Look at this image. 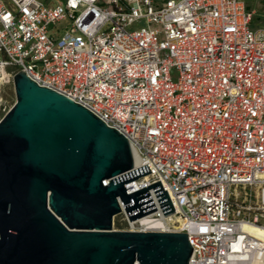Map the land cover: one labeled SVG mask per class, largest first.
Returning <instances> with one entry per match:
<instances>
[{
    "label": "built area",
    "instance_id": "built-area-1",
    "mask_svg": "<svg viewBox=\"0 0 264 264\" xmlns=\"http://www.w3.org/2000/svg\"><path fill=\"white\" fill-rule=\"evenodd\" d=\"M255 18L248 0H0V68L24 71L128 140L134 167L105 186L147 165L127 193L159 181L167 190L174 213L150 188L157 210L133 221L118 197L113 230L188 234L189 264H264Z\"/></svg>",
    "mask_w": 264,
    "mask_h": 264
},
{
    "label": "water",
    "instance_id": "water-1",
    "mask_svg": "<svg viewBox=\"0 0 264 264\" xmlns=\"http://www.w3.org/2000/svg\"><path fill=\"white\" fill-rule=\"evenodd\" d=\"M16 103L0 121V264H189L185 233L113 230L122 200L130 221L174 207L161 182L131 194L128 140L72 99L13 78Z\"/></svg>",
    "mask_w": 264,
    "mask_h": 264
},
{
    "label": "rangeland",
    "instance_id": "rangeland-1",
    "mask_svg": "<svg viewBox=\"0 0 264 264\" xmlns=\"http://www.w3.org/2000/svg\"><path fill=\"white\" fill-rule=\"evenodd\" d=\"M249 6L256 11L255 22L264 20V0H248ZM255 22L253 26H255ZM8 77L4 79L0 76V119L4 118L6 114L16 103V91L13 82L15 69L8 68L5 70ZM5 80V81H4Z\"/></svg>",
    "mask_w": 264,
    "mask_h": 264
},
{
    "label": "bare ground",
    "instance_id": "bare-ground-1",
    "mask_svg": "<svg viewBox=\"0 0 264 264\" xmlns=\"http://www.w3.org/2000/svg\"><path fill=\"white\" fill-rule=\"evenodd\" d=\"M0 76H2L4 79H6V77H8V74H7V72L4 69L0 68ZM142 222L145 223V224H152L153 227H158L162 223L161 221H151V220H149L147 218L143 219Z\"/></svg>",
    "mask_w": 264,
    "mask_h": 264
}]
</instances>
